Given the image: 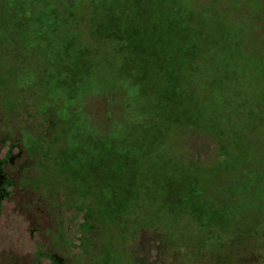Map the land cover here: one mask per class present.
<instances>
[{"label":"trees","instance_id":"obj_1","mask_svg":"<svg viewBox=\"0 0 264 264\" xmlns=\"http://www.w3.org/2000/svg\"><path fill=\"white\" fill-rule=\"evenodd\" d=\"M87 1L93 47L69 31L71 11L59 24L61 45L44 55L40 72L13 71L0 78V88L9 81L39 91V113L58 127L47 151L43 148L40 181L68 186L73 205L84 214L78 262L98 255L100 264H117L115 255L119 263L131 264L123 250L109 247L124 246L133 208L142 200L163 213L164 221L186 216L205 234L203 244L220 233H242L233 223L235 186L257 184L256 179L243 173L220 184L226 166L185 162L176 156L174 142L189 132L222 134L233 113H241L240 94L250 93L251 74L264 77V55L248 51L244 36L249 18L264 24V0ZM243 10L246 18L235 21ZM57 32L38 31L45 42ZM259 90L262 106L264 86ZM88 96L119 101L122 119L98 131L85 112ZM243 106L250 124L258 113ZM22 140L29 153L38 147L28 136ZM101 235L92 251V238Z\"/></svg>","mask_w":264,"mask_h":264},{"label":"rangeland","instance_id":"obj_2","mask_svg":"<svg viewBox=\"0 0 264 264\" xmlns=\"http://www.w3.org/2000/svg\"><path fill=\"white\" fill-rule=\"evenodd\" d=\"M71 11L75 19L69 31L93 47L86 23L90 14L87 0H0V78H7L13 71L40 72L44 55L61 45L63 32L59 24L66 23L65 15ZM245 14L244 10L238 12L235 21ZM256 18H249L251 26L244 31L246 49L264 55V24ZM53 21L55 26L51 25ZM48 28L59 32L45 42L38 31ZM249 83L251 94L246 90L240 94L237 109L241 113H233L222 134L189 132L174 142L176 156L185 162H196L203 168L226 166L227 171L219 173L220 184L239 179L243 173L251 181L256 179L257 184L235 186L233 223L242 233H220L203 244L205 234L197 232L186 216L164 221L163 213L142 200L133 208L124 246H110V251L123 250L124 260L131 258V264H264V103L260 106L257 100L264 77L253 72ZM257 101L259 108L255 109ZM41 102L40 92L29 86L22 88L7 81L0 88V264H100L98 255L78 262L83 242L78 227L84 214L73 205L75 197L69 187L57 180L50 185L40 181L38 163L43 148L47 151L58 129L39 113ZM118 102L103 96L85 99L86 115L98 131L106 130L112 119H122ZM243 105L258 113L250 118V124L251 114L242 109ZM24 136L38 145L30 153L24 147ZM224 160L228 164H222ZM92 240L96 241L92 250L96 252L103 236ZM112 259L122 264L115 255Z\"/></svg>","mask_w":264,"mask_h":264}]
</instances>
